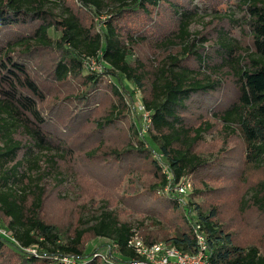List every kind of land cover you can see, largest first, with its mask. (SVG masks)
Wrapping results in <instances>:
<instances>
[{
	"label": "trees",
	"instance_id": "1",
	"mask_svg": "<svg viewBox=\"0 0 264 264\" xmlns=\"http://www.w3.org/2000/svg\"><path fill=\"white\" fill-rule=\"evenodd\" d=\"M70 1L60 0L64 14L57 16L47 10L51 0H0V221L15 239L0 236V264H4L2 255H14L15 250L27 255L28 249L37 254L21 256V264H127L138 259L129 247L138 231L121 222L109 207L92 225L80 220L71 235H62L42 217L47 196L42 182L62 176L60 164L68 160L69 152V137L57 126L60 120L46 117L40 107L46 98L26 60L45 49L60 53L54 71L57 82L73 78L85 87L77 97L82 106H89L90 96L98 100L106 92L105 79L110 77L144 95L142 103L152 118L149 132L140 136L137 124L130 148L116 157L121 164H151L156 183L149 195L163 192L165 211L176 212L167 234L152 232L144 237L147 244L163 243L195 255L194 230L200 227L208 242L209 264H264L259 247L241 246L235 234L226 231L217 208L203 210L190 200L183 204L171 191L164 192L170 184L175 187L210 169L199 148L215 124L241 139L243 171L264 173V0L236 4L231 0H72L74 6ZM233 6L246 12L240 24L231 14ZM201 9L219 24L212 32L210 53L204 55L203 46L211 41L190 31ZM88 15L93 17L90 24L85 21ZM236 24L250 39L248 47L232 38L230 27ZM54 30L57 39L51 34ZM145 45L163 57L146 65L137 56V49ZM17 47L27 51L15 52ZM90 63H97L103 72L93 74L86 68ZM224 75L232 77L237 87L227 102L217 96H222ZM110 88L117 100L110 114L97 122V130L115 126L127 114L121 91L128 90L119 85ZM157 154L162 161L150 158ZM240 208H254L264 216V179L249 188ZM144 229L142 225L140 230ZM88 235L105 244L91 251L85 247Z\"/></svg>",
	"mask_w": 264,
	"mask_h": 264
},
{
	"label": "rangeland",
	"instance_id": "2",
	"mask_svg": "<svg viewBox=\"0 0 264 264\" xmlns=\"http://www.w3.org/2000/svg\"><path fill=\"white\" fill-rule=\"evenodd\" d=\"M231 1L236 4L239 0ZM70 5L74 6L75 3L71 0ZM47 8L57 16L64 14L60 0H51ZM231 14L239 24L246 16L244 10L235 6L231 8ZM103 16L105 19V15ZM199 16L190 31L195 37L196 35L199 38L206 37L211 41L204 44L203 48L207 50L203 52L204 55L210 53V47L215 39L212 32L219 24L213 17H208L202 9ZM92 19L93 17L88 15L85 21L90 24ZM224 27L229 28L227 24ZM230 29L233 30L234 40L238 42L240 40L247 47L250 45V39L243 37L240 25L236 24L234 29L232 27ZM51 34L55 39L59 38L55 30L51 31ZM26 51V47L15 49L18 53ZM31 51L35 53L36 50ZM59 56L60 53L56 50L45 49L26 58L31 76L42 88L46 98L40 105L44 115L51 119L57 117L60 120L57 126L69 137L68 160L60 164L62 176H49L42 182L47 188L43 219L56 226L62 235H71L80 226V220L88 221L86 226H89L90 222L92 225L95 222L94 218L100 216L105 207H109V211L116 212L121 222L130 223L143 241L146 235L150 236V233L155 231L167 234V230L174 225L176 212L165 211V197L160 191L149 195V188L156 183L151 164L143 162L134 165L131 161L121 164L116 157V154L130 148L133 131L143 120L136 107L144 95L129 83L123 81L120 84L115 78L110 77L105 79L106 92H101V96L97 93L95 97L100 96L98 100L95 98L93 100L94 95L90 96L89 106H82L77 100V97L85 92L81 82L69 78L66 82L60 83L54 77ZM137 56L146 65L163 57L161 53L153 51L150 45L139 47ZM195 62V58L190 60L193 65ZM86 68L95 75L103 72L97 63H90ZM224 77L226 82L222 96L218 95L219 93L217 96L227 102L234 97L237 87L232 77L229 75ZM116 85L124 86L128 90L121 91L127 114L117 121L115 126L105 131L97 130V122L110 114L117 100L110 88ZM77 117L82 118L81 123L77 122ZM215 125L216 128L205 135V142L199 148L201 154L211 163L210 169L191 177L194 185L192 193L198 192L199 195H190L187 201L201 205L203 210L217 208L219 221L225 226L226 231L235 234L237 243L244 247H259L264 254V216L254 208L245 211L240 208V202L249 188L264 179V173L243 171L245 148L241 139ZM137 146L135 144L136 148ZM150 158L154 160L155 157ZM41 167L43 171L46 169L44 162L41 163ZM142 225L144 230H140ZM5 227L6 224L0 221V228L5 230ZM103 244L104 241L95 240L91 235L85 240V247L91 251L97 250ZM15 252L14 255L10 253L2 255L3 263L21 264L22 257L26 259L30 254L33 256L37 254L35 250L27 251V255L17 250Z\"/></svg>",
	"mask_w": 264,
	"mask_h": 264
},
{
	"label": "built area",
	"instance_id": "3",
	"mask_svg": "<svg viewBox=\"0 0 264 264\" xmlns=\"http://www.w3.org/2000/svg\"><path fill=\"white\" fill-rule=\"evenodd\" d=\"M138 112L143 118L142 122L138 123L140 136L148 134L149 129L152 125V118L149 112L146 111L142 100L136 107ZM156 160L162 161V156L157 154L154 156ZM164 173L168 175V179L171 181L172 176L168 169L163 166ZM193 183L189 178L183 179L180 183L176 184L175 187L168 186L164 192H172L176 197L179 198L183 204L187 203V199L190 197L193 191ZM163 193V192H161ZM194 234L197 240L198 253L195 255L184 254L176 248L169 247L163 243L149 245L145 243L139 235L136 233L135 237L130 240L129 247L134 249L138 259L130 260L127 264H209V248L205 232L200 230V227L195 228ZM0 236L15 242V239L11 232L6 228H0ZM33 251L31 249L26 250ZM36 253V252H33ZM71 260L66 259V262Z\"/></svg>",
	"mask_w": 264,
	"mask_h": 264
}]
</instances>
